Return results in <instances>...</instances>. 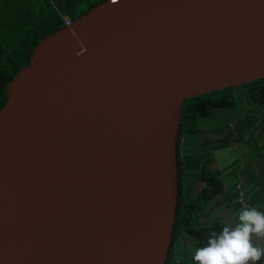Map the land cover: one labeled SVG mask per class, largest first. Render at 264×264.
<instances>
[{
  "label": "water",
  "instance_id": "water-1",
  "mask_svg": "<svg viewBox=\"0 0 264 264\" xmlns=\"http://www.w3.org/2000/svg\"><path fill=\"white\" fill-rule=\"evenodd\" d=\"M264 77V0H104L0 106V264H164L185 98Z\"/></svg>",
  "mask_w": 264,
  "mask_h": 264
},
{
  "label": "trees",
  "instance_id": "trees-1",
  "mask_svg": "<svg viewBox=\"0 0 264 264\" xmlns=\"http://www.w3.org/2000/svg\"><path fill=\"white\" fill-rule=\"evenodd\" d=\"M102 1L104 0H0V106L5 99L6 82L27 63L32 46L46 34L63 27V17L72 21L86 7H93ZM218 108L234 109L238 112L231 122L245 116L255 119L257 108L264 109V77L238 87H228L184 99L176 142L177 193L174 220L168 256L164 264H193L194 252L181 263L174 260L173 244L178 237L192 238L195 251L206 246L211 233H219L225 226L220 220L209 223L199 220L207 204L222 189L218 171L210 165L213 161L212 155L199 160L196 175L203 182V186L191 196L181 191L182 167L178 154L181 135L198 134L201 131L199 120L208 119ZM256 154H264V145H257ZM245 167L249 166L243 165L237 173L238 177L251 182L255 177L254 171L250 167L244 170Z\"/></svg>",
  "mask_w": 264,
  "mask_h": 264
},
{
  "label": "crops",
  "instance_id": "crops-1",
  "mask_svg": "<svg viewBox=\"0 0 264 264\" xmlns=\"http://www.w3.org/2000/svg\"><path fill=\"white\" fill-rule=\"evenodd\" d=\"M218 109L224 110L225 108ZM224 111H226V113L223 112L222 116L219 117V119H217L214 124L206 122L207 119H201L198 123L201 131L198 134H187L189 135L187 137L181 135L178 150L182 167L181 191L183 184H186L187 182H192V180L194 182L196 181L197 183H199V187L197 190H199L203 186V182L198 180L196 175L200 165L199 160L209 154L212 155L213 161L210 165L212 169L218 171L220 180L222 182V189L220 194H218L210 203L207 204V206L201 213L199 220L204 223H209L214 220H220L224 223L225 226H235V223L237 221V212L243 207H256L257 210L264 212V154H256L257 145H264V142L261 144L257 143L260 140L259 134L262 133L261 130H257L258 125L257 128L255 127L253 131H251L250 129L248 130V128L252 126H242L247 120H250V116L247 119L243 118L239 120L237 123V128L234 125L235 123L231 122L230 120L232 118H235L238 112L234 109H225ZM258 113L259 112H257V116H259ZM259 121L260 119L256 121V124H258ZM231 127H233L237 131L238 135L241 134L240 141L241 139H243V137H246V141L252 142V144L254 145L253 148L255 149L254 153H252L250 158H244L238 164H234L229 161L224 162V160L218 158L222 155V150L224 148L221 143L222 140H224V138L226 140H230L229 133ZM192 136H194V138ZM196 141L197 148L195 146V149H193L192 145H195L194 143ZM201 144L209 145L201 147ZM214 144H216V147H214L213 149ZM207 148L210 149L207 154L203 155L201 153H198L202 152ZM247 149L248 146L244 147L243 151L246 152ZM190 152H193L192 161L189 154ZM232 164L235 165L234 168H232ZM243 165H247L251 169H253L255 175L253 181L250 182L248 180H245L244 178H240L239 181L235 180V174L232 175V172L234 173L236 168L238 173V171L240 170V168H242ZM254 242L257 244H261V246H264L261 241L255 240V238ZM190 243L191 250L190 253L186 256H190L194 252L192 240ZM185 258L186 257L176 258L174 249V260L176 262L181 263ZM263 262L264 257H262L260 261L256 262V264H262Z\"/></svg>",
  "mask_w": 264,
  "mask_h": 264
},
{
  "label": "clouds",
  "instance_id": "clouds-1",
  "mask_svg": "<svg viewBox=\"0 0 264 264\" xmlns=\"http://www.w3.org/2000/svg\"><path fill=\"white\" fill-rule=\"evenodd\" d=\"M264 212L243 207L235 226H224L210 234L207 244L194 251L193 264H256L264 257Z\"/></svg>",
  "mask_w": 264,
  "mask_h": 264
},
{
  "label": "rangeland",
  "instance_id": "rangeland-1",
  "mask_svg": "<svg viewBox=\"0 0 264 264\" xmlns=\"http://www.w3.org/2000/svg\"><path fill=\"white\" fill-rule=\"evenodd\" d=\"M56 4V3H55ZM52 8H54L53 7V5H52ZM38 9V8H37ZM47 12H48V10H47ZM225 110V109H224ZM224 110H222V109H218V110H216L211 116H210V118H208L207 119V121L206 122H208V123H210V124H214L216 121H217V119H219V117H221L222 116V113L223 112H225L226 113V111H224ZM257 112H259L258 114H259V116H257L255 119H251L249 116H245L244 118H248L249 117V119L250 120H247L242 126H245V127H249V126H252V127H250V128H248V130L250 129L251 131H253L254 130V128L256 127L257 128V125H258V128H257V130H261V132L262 133H260L259 134V141L257 142V143H259V144H261V143H263L264 142V109H262V108H257ZM236 118V117H235ZM234 118V119H235ZM233 119V118H232ZM258 119H260V121L258 122V124H256V121L258 120ZM238 121L239 120H235L234 121V125H235V127H237V123H238ZM252 121V122H251ZM199 122H200V120H199ZM226 124V123H225ZM232 126V125H231ZM234 127V126H233ZM233 127H231V129H230V133H229V135H230V140H226L225 138H224V140H222V145L224 146V148H223V152H222V155L220 156V157H218V158H220L221 160H224V162L225 161H229V162H231V163H234V164H238V163H240V161L242 160V159H246V158H250L251 157V155H252V153H254V151H255V149L253 148L254 147V145L252 144V142H247L246 141V137H243V139H241V141H240V137H241V134L240 135H238L237 134V131L233 128ZM238 128V127H237ZM236 128V129H237ZM234 129V130H233ZM234 131H235V133H234ZM243 131H245V130H243ZM242 131V132H243ZM234 133V134H233ZM184 137H187V136H189V135H187V134H182ZM186 135V136H185ZM193 138H194V136H192ZM191 138V137H190ZM191 143V142H190ZM197 141L194 143L195 145H192V148L193 149H195V146H196V148H197ZM216 143V142H215ZM207 146V145H209V144H204V145H200L201 147H204V146ZM216 144H214V146H213V149H214V147H216L215 146ZM246 146H248V149H247V151L245 152V151H243V149H244V147H246ZM210 149H205V150H203L202 152H198V153H201V154H207L208 153V151H209ZM192 153V154H191ZM190 154V157H191V161L193 160L192 159V155H193V152H190L189 153ZM234 164H232V168H234L235 167V165ZM249 167H245V169L244 170H247ZM235 174V180L236 181H239V177H238V175H237V170H236V168H235V171H234V173L232 172V175H234ZM192 179V178H191ZM198 187H199V183H197L196 181L194 182L193 180H192V182H187L186 184H183V186H182V191L183 192H185L187 195H193L194 193H195V191L198 189ZM191 240H192V238H190V237H187V236H181V237H178L176 240H175V242H174V244H173V249H175V257L176 258H184V257H187L186 255H188L189 253H190V248H191Z\"/></svg>",
  "mask_w": 264,
  "mask_h": 264
},
{
  "label": "built area",
  "instance_id": "built-area-1",
  "mask_svg": "<svg viewBox=\"0 0 264 264\" xmlns=\"http://www.w3.org/2000/svg\"><path fill=\"white\" fill-rule=\"evenodd\" d=\"M63 22L65 26H67L70 23V21L66 17H63Z\"/></svg>",
  "mask_w": 264,
  "mask_h": 264
}]
</instances>
